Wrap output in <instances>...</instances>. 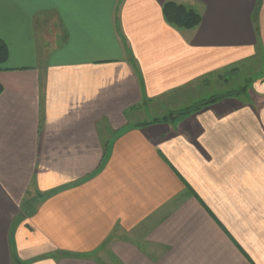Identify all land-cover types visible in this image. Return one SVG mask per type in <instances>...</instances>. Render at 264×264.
Returning <instances> with one entry per match:
<instances>
[{
    "label": "crops",
    "instance_id": "1",
    "mask_svg": "<svg viewBox=\"0 0 264 264\" xmlns=\"http://www.w3.org/2000/svg\"><path fill=\"white\" fill-rule=\"evenodd\" d=\"M169 2L199 25H169ZM0 41V264H264V81L133 120L264 58V0H0Z\"/></svg>",
    "mask_w": 264,
    "mask_h": 264
},
{
    "label": "rangeland",
    "instance_id": "2",
    "mask_svg": "<svg viewBox=\"0 0 264 264\" xmlns=\"http://www.w3.org/2000/svg\"><path fill=\"white\" fill-rule=\"evenodd\" d=\"M185 6L191 7L188 3ZM263 81L264 58L257 56L243 59L237 64L207 74L199 82L182 90L166 95L158 103L146 104L134 114L133 120L138 119L137 126L141 127L179 124L186 117L222 100L231 99L243 103L249 98L253 99L257 94L256 84H262ZM204 103L207 104L202 106ZM188 107L192 108L185 110ZM34 203H25L23 210H33Z\"/></svg>",
    "mask_w": 264,
    "mask_h": 264
},
{
    "label": "trees",
    "instance_id": "3",
    "mask_svg": "<svg viewBox=\"0 0 264 264\" xmlns=\"http://www.w3.org/2000/svg\"><path fill=\"white\" fill-rule=\"evenodd\" d=\"M162 14L164 20L176 29H193L197 27L201 21L199 13L195 10L183 5H177L174 3H166L162 7ZM7 61V49L5 44L0 41V64H4ZM2 88L0 87V93ZM213 102V101H212ZM204 103L202 106L206 105ZM192 107H188L185 110H190ZM141 126V125H138Z\"/></svg>",
    "mask_w": 264,
    "mask_h": 264
}]
</instances>
